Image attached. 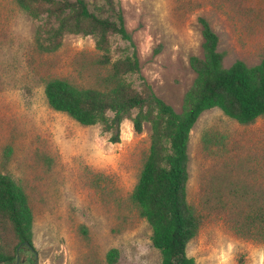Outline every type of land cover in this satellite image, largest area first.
I'll return each mask as SVG.
<instances>
[{"label": "rangeland", "instance_id": "1", "mask_svg": "<svg viewBox=\"0 0 264 264\" xmlns=\"http://www.w3.org/2000/svg\"><path fill=\"white\" fill-rule=\"evenodd\" d=\"M111 2L132 33L143 77L176 112L195 78L189 58L203 55L199 18L216 33L224 67L263 57L264 0ZM38 24L14 0H0V174L27 196L38 264H109L112 249L113 264H160L151 228L130 199L149 152V124L135 133L124 120L111 143L99 124L82 126L51 109L45 82L95 87L98 52L81 35L40 52ZM110 42L114 57L130 54L119 37ZM187 152L186 201L199 226L186 256L195 264H264V225L247 218L264 214V115L240 125L217 108L204 111Z\"/></svg>", "mask_w": 264, "mask_h": 264}, {"label": "trees", "instance_id": "2", "mask_svg": "<svg viewBox=\"0 0 264 264\" xmlns=\"http://www.w3.org/2000/svg\"><path fill=\"white\" fill-rule=\"evenodd\" d=\"M14 2L31 19L39 21L35 43L40 52H55L65 35L94 39L97 85L84 88L63 79H48L43 90L45 100L51 109L82 126L99 124L110 135L111 143L119 142L124 120L131 122L135 133H141L143 125L149 124V152L130 199L151 228L150 240L159 251L160 264H195L185 252L199 226L186 201L189 134L199 116L213 108L240 125L264 115V52L255 66L235 61L224 67L216 33L206 19L199 18L203 55L189 58L195 78L181 111L176 112L143 77L132 33L111 0ZM102 8L109 14L97 13ZM113 36L127 43L130 54L114 57L110 42ZM260 211L247 218L264 225ZM32 226V210L24 190L9 175L0 174V263L13 259L21 243L33 245ZM106 259L109 264L115 263L117 250H110Z\"/></svg>", "mask_w": 264, "mask_h": 264}, {"label": "water", "instance_id": "3", "mask_svg": "<svg viewBox=\"0 0 264 264\" xmlns=\"http://www.w3.org/2000/svg\"><path fill=\"white\" fill-rule=\"evenodd\" d=\"M0 264H38V254L33 245L23 242L17 246L13 259Z\"/></svg>", "mask_w": 264, "mask_h": 264}]
</instances>
